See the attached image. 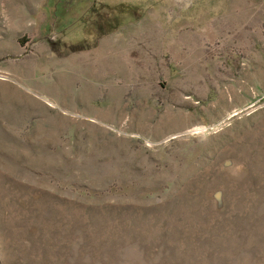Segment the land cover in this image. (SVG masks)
Wrapping results in <instances>:
<instances>
[{
  "label": "rangeland",
  "instance_id": "374dc122",
  "mask_svg": "<svg viewBox=\"0 0 264 264\" xmlns=\"http://www.w3.org/2000/svg\"><path fill=\"white\" fill-rule=\"evenodd\" d=\"M0 264H264V0H0Z\"/></svg>",
  "mask_w": 264,
  "mask_h": 264
}]
</instances>
